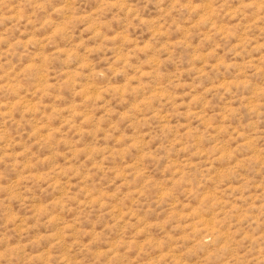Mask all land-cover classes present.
Returning a JSON list of instances; mask_svg holds the SVG:
<instances>
[{"label":"rangeland","instance_id":"obj_1","mask_svg":"<svg viewBox=\"0 0 264 264\" xmlns=\"http://www.w3.org/2000/svg\"><path fill=\"white\" fill-rule=\"evenodd\" d=\"M0 264H264V0H0Z\"/></svg>","mask_w":264,"mask_h":264}]
</instances>
